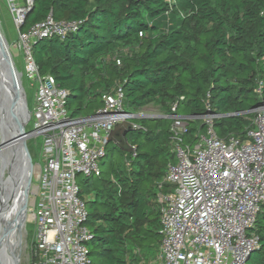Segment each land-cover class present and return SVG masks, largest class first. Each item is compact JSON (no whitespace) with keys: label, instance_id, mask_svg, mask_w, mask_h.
<instances>
[{"label":"trees","instance_id":"16d2710c","mask_svg":"<svg viewBox=\"0 0 264 264\" xmlns=\"http://www.w3.org/2000/svg\"><path fill=\"white\" fill-rule=\"evenodd\" d=\"M48 15L77 23L64 38L42 39L32 49L40 75L66 91L69 111L76 106L73 117L96 114L102 95L119 87L126 112L157 102L176 116L218 114L216 135L244 140L253 111L264 104V0H33L20 30ZM196 121L183 136L191 147L203 130ZM168 123L133 122L126 136L133 154L116 148L124 165L112 167L108 179L94 176L100 180L93 187L94 177L79 185L93 235L88 264H153L159 256L157 195L175 161ZM252 232L258 246L246 264H264V205Z\"/></svg>","mask_w":264,"mask_h":264},{"label":"built area","instance_id":"2783aa9c","mask_svg":"<svg viewBox=\"0 0 264 264\" xmlns=\"http://www.w3.org/2000/svg\"><path fill=\"white\" fill-rule=\"evenodd\" d=\"M2 1L16 30L11 47L18 55L13 58L20 56L21 77L34 87L26 140H41L39 162L31 160V206L25 216L35 232L27 245L26 264H88L93 235L85 224L88 211L77 179L100 174L99 163L115 125L147 116L124 110L119 87L102 95L103 106L96 114L71 116L66 91L50 75H40L32 49L42 39L64 38L77 23L48 15L21 31L33 0ZM256 92L260 94L261 85ZM253 113L244 140L234 135L219 138L214 131V122L222 118L218 114L172 117L175 161L168 163L162 181L167 188L162 192L164 186L159 187L157 195L159 264H246L257 248L252 228L264 205V104ZM196 120L203 130L194 134L191 147L183 136L189 122Z\"/></svg>","mask_w":264,"mask_h":264},{"label":"rangeland","instance_id":"374dc122","mask_svg":"<svg viewBox=\"0 0 264 264\" xmlns=\"http://www.w3.org/2000/svg\"><path fill=\"white\" fill-rule=\"evenodd\" d=\"M0 31H1V34L4 38V40L6 41V43L8 45V50L11 54L14 66H15L16 70L21 74V72L23 71L22 60H21V64H19L18 58L17 59L13 58V55L14 56L18 55V51L11 47V39L16 37V33H15L16 30H15L13 24L11 23L9 12L5 8V5L3 4L2 0H0ZM20 82H21V86L23 87L22 90L24 91L26 98H27L28 109H29V111H31L32 106H33L34 87H31L29 84L31 82L25 78L23 79L21 77V75H20ZM75 108H76V106L73 105L71 107L70 111L75 110ZM87 111L83 110L80 113V115H83V116L86 115L89 112V111L88 112ZM138 113H143V115H145L149 118H154V121L158 120V119L169 120L170 121V123H168L169 129H170V125L172 122V117L174 116V115L169 114V112H167L166 110L162 109L160 104L157 102L149 103L146 107L138 110L137 112H135L133 114H138ZM141 119H143V118H141ZM137 120H140V119H132L129 122L133 123ZM196 122H197L196 125L198 127L200 125L199 122H201V120H197ZM31 125H32L31 123L27 124L25 127V131L29 130L31 128ZM149 125H152V123H150ZM5 138H6V136H5V131H4V136L2 138L0 137V145L2 143H4ZM1 139H3V140L1 141ZM40 141H41L40 138H37L36 141H32V142H27V140H26L27 151H28V154H29V156L32 160V163L34 165L39 162L38 154H39V150H40V148H39ZM34 142L37 144V147H34ZM112 146L114 148H112L111 146L109 147L110 149L108 151L107 157L99 165V169L101 172V175H100L101 179L110 178L112 167L124 165V162H125L124 156L121 155L119 151H117V149H116L117 147L114 144H112ZM0 148H1V146H0ZM170 148L171 149L173 148L172 144L170 145ZM12 162H13V164H15L13 155H12ZM11 170L15 171V169L11 168V165L7 166V165L2 164L1 157H0V188H4V190H6V191H9L11 189V181L14 180L13 177L11 178ZM100 178H97V177L92 178L90 180V187L97 185ZM30 179L32 182L30 181L29 189L33 183L32 170H31ZM77 180H78V183L80 185V184H82V181L85 180V178L83 176H79ZM29 198H30V193L28 190V197H27V200L25 202V208H26L25 212L26 213H27V210L29 209V207L31 206V201ZM0 202H1V195H0ZM24 218L25 219H24V227L22 230V238L20 236V242L17 239L14 241V244H17L16 250H17V256H18L19 264H26L27 245L32 240V238L34 236V232H35L34 223L28 222V219L25 216V214H24ZM21 240H22V243H21ZM152 262H153V264H159L158 255H157V258H154Z\"/></svg>","mask_w":264,"mask_h":264},{"label":"water","instance_id":"95a60500","mask_svg":"<svg viewBox=\"0 0 264 264\" xmlns=\"http://www.w3.org/2000/svg\"><path fill=\"white\" fill-rule=\"evenodd\" d=\"M25 18V17H24ZM20 73L16 70L12 61L11 54L8 50V45L4 40L0 31V106L2 111L10 113L12 119L14 118L18 122V130L14 133L7 142H4L0 146H8L13 144L17 161L22 160L26 162L30 168V177L32 163L26 147V131L25 127L28 122V104L27 98L22 90L20 82ZM2 98V99H1ZM154 120V118H149ZM135 129L133 123L124 122L115 125L110 133L108 143L114 144L120 151L132 155L134 149L127 143L126 136ZM27 184L26 200L28 197V190L30 186V179ZM26 208L24 210V213ZM1 215V213H0ZM0 216V227H1ZM5 238L0 239V264H7L9 258H11V250L5 249ZM18 264V261H16Z\"/></svg>","mask_w":264,"mask_h":264},{"label":"bare ground","instance_id":"6f19581e","mask_svg":"<svg viewBox=\"0 0 264 264\" xmlns=\"http://www.w3.org/2000/svg\"><path fill=\"white\" fill-rule=\"evenodd\" d=\"M23 88V87H22ZM2 99V98H1ZM0 111H2L0 106ZM18 130V122L10 116L7 110L3 113L0 112V137L4 136L7 142L10 137ZM3 139H1L2 141ZM3 144V143H2ZM0 157L2 164L11 165V189L9 191L0 188L1 202V227H0V239L5 238V249L11 250V258H9L7 264H16L18 261L17 256V244L14 241L17 239L20 242V236L22 238V230L24 227V210L26 202L27 184L30 177V168L26 162L22 160L17 161L13 144L8 146H1ZM12 155L14 156V162H12ZM16 166V167H15ZM20 234V235H19ZM22 243V240H21ZM19 264V261H18Z\"/></svg>","mask_w":264,"mask_h":264},{"label":"crops","instance_id":"0c3cea01","mask_svg":"<svg viewBox=\"0 0 264 264\" xmlns=\"http://www.w3.org/2000/svg\"><path fill=\"white\" fill-rule=\"evenodd\" d=\"M4 4V3H3ZM15 40H16V37L15 38H13V39H11V45H13V43L15 42ZM17 58H18V62H19V64H21V58H20V56H17ZM16 58V59H17Z\"/></svg>","mask_w":264,"mask_h":264}]
</instances>
